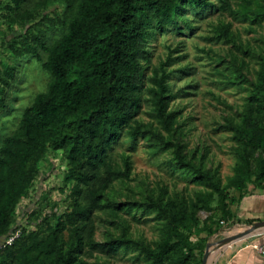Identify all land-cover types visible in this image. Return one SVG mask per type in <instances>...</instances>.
<instances>
[{"label":"trees","instance_id":"16d2710c","mask_svg":"<svg viewBox=\"0 0 264 264\" xmlns=\"http://www.w3.org/2000/svg\"><path fill=\"white\" fill-rule=\"evenodd\" d=\"M50 1L10 0L5 4L4 17L10 21L37 18L35 11L41 17L22 34L14 50L18 55L36 57L51 78L46 89L25 107L18 127L0 137V241L20 230L12 244L0 247V264H87L85 257H92L96 251L116 256L131 247L150 264H201L203 256L198 252L202 248L192 240L201 220L184 202H164L153 193L128 202L110 199L115 183L127 182L133 170L131 156H124L118 164L113 147L126 130L132 140L140 134L145 136L136 117L150 62L149 39L169 27L178 30L180 21L192 27L189 9L202 12L212 6L227 11L232 8L231 0H218L219 5L213 0H63L65 11L54 10L53 16L44 13ZM49 25L63 26L52 41ZM168 57L150 77L154 84L151 101L155 116L167 132H172L178 113L169 110L170 104L188 92L172 91L170 72L165 67L173 58ZM260 60L261 70L251 95L253 104L242 112L239 121L226 125L238 146L235 171L225 187L187 156L181 140L163 142L173 149L172 159L178 169L194 180L213 185L224 217L219 223L232 217L227 189L243 191L251 181L264 189V53ZM14 70L9 66L5 70L10 80L15 78ZM9 79L0 75L5 85L0 98L4 109ZM49 147L63 150L68 161L65 181L71 186L67 207L52 214L54 223L50 214L39 220L41 214L34 209L27 215V223L14 225L17 206L28 194ZM213 199L214 193H203L198 201L208 209ZM105 205L113 208L114 219L121 209L131 215L156 212L164 220L156 246L112 232L106 240L98 241L94 215ZM29 221H34L35 229L30 228ZM247 222L252 225L260 219ZM205 230L208 236L217 232L208 226Z\"/></svg>","mask_w":264,"mask_h":264},{"label":"rangeland","instance_id":"374dc122","mask_svg":"<svg viewBox=\"0 0 264 264\" xmlns=\"http://www.w3.org/2000/svg\"><path fill=\"white\" fill-rule=\"evenodd\" d=\"M9 1L0 0V75L9 79L5 72L9 66L15 68V78L9 79L11 86L5 89L6 108L0 107V112H3L0 116V137L18 127L25 107L38 92L46 89L51 78L36 57L18 55L14 50L22 34L41 17H38L37 11H32L37 18L22 17L10 21L4 17L7 13L5 4ZM213 1L219 5L218 0ZM231 5L232 8L227 11L212 6L202 12L189 9L187 17L192 27L180 21L178 30L169 27L149 39L150 62L147 63L141 107L136 117L145 136L140 134L132 140L126 130L113 147L118 164H122L124 156H131L133 170L127 182L115 183L110 192L113 199H110L119 203L128 202L141 200L153 193L163 198L164 202H184L188 211L196 212L201 220V226L194 228L192 233L194 244L202 248L198 252L199 257L204 256L213 239L217 240L216 233L229 234L223 231H241L243 227L249 228L258 223L249 225L247 220H241L242 200L264 190L257 188L253 181L243 191L227 189L232 217L219 223L224 217L213 185L207 180H194L185 175L174 165L173 149L163 143L167 139L181 140L187 156L193 158L204 171H210L221 187H225L234 174L238 143L226 125L228 121H239L242 112L253 104L251 95L264 53V0H231ZM65 8V1L51 0L44 13L53 16L54 10H58L62 14ZM47 28L49 41L59 37L63 30L62 25H49ZM168 56L173 58L165 67L170 72L168 84L173 92L180 89L188 92L173 99L170 104L169 110H177L178 113L172 132H167L155 116L156 110L151 101L154 84L150 77ZM4 86L0 80V98L4 96L1 92ZM67 163L63 150L49 147L28 194L17 206L14 225L26 222L27 215L34 209L41 214L39 220L50 214V222H55L52 214L62 213L67 207L71 186L65 181ZM203 193H214L208 209L202 208L204 205L198 201ZM112 211L111 206L105 205L95 212V238L98 241L106 240L112 232L143 241L150 247L156 246L164 223L156 212L139 211L131 215L121 209L119 217L114 219ZM254 218L262 222L264 213ZM29 223L30 228H36V224ZM205 226L217 228V232L208 236ZM260 237L264 234L255 238ZM85 260L87 264H150L133 247L126 252L120 250L116 256L96 251L92 257L86 256Z\"/></svg>","mask_w":264,"mask_h":264},{"label":"crops","instance_id":"0c3cea01","mask_svg":"<svg viewBox=\"0 0 264 264\" xmlns=\"http://www.w3.org/2000/svg\"><path fill=\"white\" fill-rule=\"evenodd\" d=\"M264 213V190L257 191L242 200L241 220L258 217ZM241 231H223L229 233L220 235L216 233L217 240L213 239L211 246L208 247L210 255L207 264H264V254L252 247V242H264V237L255 238L254 236L238 239ZM264 234V229L262 230ZM259 234V235H261ZM236 235L234 240H228ZM258 236V235H257ZM219 237V238H218ZM223 240H226L225 242Z\"/></svg>","mask_w":264,"mask_h":264},{"label":"water","instance_id":"95a60500","mask_svg":"<svg viewBox=\"0 0 264 264\" xmlns=\"http://www.w3.org/2000/svg\"><path fill=\"white\" fill-rule=\"evenodd\" d=\"M263 229H264V221L258 222L257 224H254V225L250 226L249 228H246L245 230L240 232V234H238V236H239V238H243V237H248V236L259 235V234L263 233L261 231ZM236 238H237V236L234 235V236H231L230 238H228V240L231 241V240H234ZM210 246H211V243H209L207 246V249L204 253L203 261L201 264H207V261H208L209 255H210V251H209L208 247H210Z\"/></svg>","mask_w":264,"mask_h":264},{"label":"built area","instance_id":"2783aa9c","mask_svg":"<svg viewBox=\"0 0 264 264\" xmlns=\"http://www.w3.org/2000/svg\"><path fill=\"white\" fill-rule=\"evenodd\" d=\"M19 235H20V230H16V231H13V233H11L10 235L4 236L0 241V247L4 244H12L15 238H17ZM256 236L257 235H255L254 237ZM251 245L254 249L264 254V242L255 241V242H252Z\"/></svg>","mask_w":264,"mask_h":264},{"label":"bare ground","instance_id":"6f19581e","mask_svg":"<svg viewBox=\"0 0 264 264\" xmlns=\"http://www.w3.org/2000/svg\"><path fill=\"white\" fill-rule=\"evenodd\" d=\"M248 237H250V236H248ZM248 237H247V238H248ZM243 238H245V237H243Z\"/></svg>","mask_w":264,"mask_h":264}]
</instances>
